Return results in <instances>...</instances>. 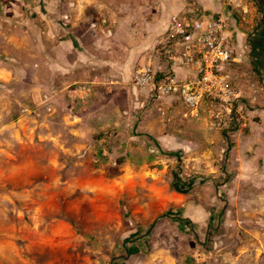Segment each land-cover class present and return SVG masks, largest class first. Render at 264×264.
Segmentation results:
<instances>
[{
	"label": "rangeland",
	"instance_id": "obj_1",
	"mask_svg": "<svg viewBox=\"0 0 264 264\" xmlns=\"http://www.w3.org/2000/svg\"><path fill=\"white\" fill-rule=\"evenodd\" d=\"M39 1L0 0V264H264V168L242 141L251 126L184 148L166 142L167 119L140 89L119 106L51 90L24 99ZM136 102L145 126L104 121L102 110ZM179 126L173 141L187 135ZM191 211L198 224H185Z\"/></svg>",
	"mask_w": 264,
	"mask_h": 264
},
{
	"label": "crops",
	"instance_id": "obj_2",
	"mask_svg": "<svg viewBox=\"0 0 264 264\" xmlns=\"http://www.w3.org/2000/svg\"><path fill=\"white\" fill-rule=\"evenodd\" d=\"M40 1L35 19V43L33 44L32 37H28L27 41L23 40V98L26 100L39 101L51 90L55 92L54 98L57 102L65 94L71 102H87L91 97V101L96 98L100 101L111 100L115 106H119L121 101L129 104L128 101L131 100L132 104V91L137 95L139 92L151 101L153 91L140 89L137 92L138 89L131 85L130 80L136 68L151 62L159 79L171 73L183 81L191 74L190 69L180 59V46L161 43L168 33L170 17L173 14L191 18L200 14L225 18L228 23L225 34L231 40L232 54L242 55L244 63L226 64L222 68L230 71L238 84L245 80L248 72L253 77L264 78V0H243L249 9L245 16L241 11L233 9L226 0ZM107 72L118 74L121 80L119 86L112 88V93L107 94L101 87H95L90 94L75 99L70 97L69 91L74 85H83L94 74ZM0 74L7 75L1 70ZM137 95L136 99L140 101ZM166 102L172 113L167 119V129L163 130L166 142L189 148L195 143L199 146L198 142L208 132L215 133V137H218L220 132L208 130L206 120L204 123L199 121V117L185 118L186 109L178 99L168 98ZM137 104L138 102L134 107L129 105L102 110V114L108 116L104 121L115 117L118 122L116 124L122 126L123 120L127 119L125 125H132L131 129L144 125L145 121L141 118L147 116L148 111L141 110L142 103ZM180 107L183 111L179 110ZM52 108L54 106H49L48 109ZM207 108L208 102L205 101L200 110L202 115L207 114ZM249 117L251 127L242 141L254 154L249 163L254 165L258 162L264 168V102L251 108ZM178 126L179 131L187 135L173 141L171 137L177 134ZM146 128L152 130L151 126ZM222 133L227 137L226 133ZM159 140L157 139L158 142ZM197 156L199 161L210 155L203 153V157L199 154ZM197 212L191 211L187 214L186 219L191 224H198Z\"/></svg>",
	"mask_w": 264,
	"mask_h": 264
},
{
	"label": "built area",
	"instance_id": "obj_3",
	"mask_svg": "<svg viewBox=\"0 0 264 264\" xmlns=\"http://www.w3.org/2000/svg\"><path fill=\"white\" fill-rule=\"evenodd\" d=\"M243 16L249 12L243 0H226ZM228 23L222 16L170 17L168 33L162 44L179 45L182 63L191 71L183 81L168 73L157 78L152 63L139 66L130 80L135 89L153 91L151 102L162 119H168L171 107L166 99L176 98L186 109L185 118H198L203 102H208L207 128L226 134L242 131L250 127L249 111L259 102H264V78L246 73L241 84L236 83L234 75L222 67L235 63L242 65V55L233 56L231 40L226 36ZM118 74L107 72L94 74L83 85L76 84L69 91L73 99L92 93L95 87L107 91L119 86ZM23 113L30 108L23 104Z\"/></svg>",
	"mask_w": 264,
	"mask_h": 264
},
{
	"label": "trees",
	"instance_id": "obj_4",
	"mask_svg": "<svg viewBox=\"0 0 264 264\" xmlns=\"http://www.w3.org/2000/svg\"><path fill=\"white\" fill-rule=\"evenodd\" d=\"M169 154H171V155H176V156H178L179 154L178 153H176V152H174V151H169ZM120 162V161H119ZM117 164H121V162L120 163H117ZM173 187H174V189L175 190H177V191H179V192H183V193H185V192H187V189L186 190H182L176 183H173ZM185 224H188V225H190L191 224V222L189 221V220H185Z\"/></svg>",
	"mask_w": 264,
	"mask_h": 264
},
{
	"label": "water",
	"instance_id": "obj_5",
	"mask_svg": "<svg viewBox=\"0 0 264 264\" xmlns=\"http://www.w3.org/2000/svg\"><path fill=\"white\" fill-rule=\"evenodd\" d=\"M154 226V223L152 224V227Z\"/></svg>",
	"mask_w": 264,
	"mask_h": 264
}]
</instances>
